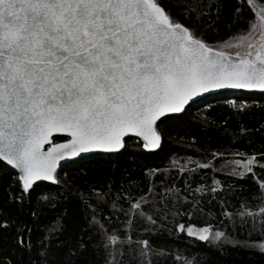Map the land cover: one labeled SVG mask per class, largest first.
<instances>
[{
  "label": "snow or ice",
  "instance_id": "obj_1",
  "mask_svg": "<svg viewBox=\"0 0 264 264\" xmlns=\"http://www.w3.org/2000/svg\"><path fill=\"white\" fill-rule=\"evenodd\" d=\"M228 7L226 16L225 0H0V179L14 176L9 203L35 220L55 213L35 234L0 236V264H200L155 243L165 234L264 254V151L197 148L199 158L171 161L172 179L164 169L157 184L162 170L145 168L141 183L115 192L111 180L57 195L43 183L60 185L61 161L111 162L129 141L155 154L193 105L212 108L223 97L236 116L247 112L237 94L264 93V0ZM253 131L241 124L230 134L235 141ZM207 170L211 177L197 179ZM217 173L251 176L258 203L238 197L239 210L229 211L220 194L234 185ZM218 197L224 227L191 222ZM15 223L0 214V232ZM254 233L260 243L250 242Z\"/></svg>",
  "mask_w": 264,
  "mask_h": 264
},
{
  "label": "trees",
  "instance_id": "obj_2",
  "mask_svg": "<svg viewBox=\"0 0 264 264\" xmlns=\"http://www.w3.org/2000/svg\"><path fill=\"white\" fill-rule=\"evenodd\" d=\"M229 0H225L224 12L227 16L230 12L228 7ZM237 96H242L249 104L247 112L241 116H236L234 112L224 106L223 97L212 101L213 107L208 108L206 105H193L186 114V122L171 123L163 132V147L155 154L146 153L143 149L136 147L134 141H129V148L125 155L117 157L111 162L105 160H83L74 163L68 162L62 167L59 174L60 185H50L44 183L45 191H50L53 195L59 194L65 187H86L87 184L106 183L112 181L113 191L123 184L125 190L129 188V183L139 184L143 180V170L145 168H158L162 170L161 174L156 177V182L159 184L165 179L163 174L164 169H170L169 179L175 176V170L171 169V161L176 159L179 163H183V158L193 157L199 158L196 149L209 148H228L234 147L241 151L251 153L253 150L264 151L261 147L264 144V130H258L261 123H264V94L253 93H238ZM236 98V97H233ZM205 117L207 123H205ZM222 121L224 122L222 124ZM254 129L253 132L243 138L233 140L230 133L236 131L240 125ZM163 127V126H161ZM228 129L225 133L224 129ZM192 137H195L193 143ZM252 141L249 146L248 141ZM191 145V147L189 146ZM222 161L216 160L214 163L218 166ZM259 172V170H257ZM2 172V170H0ZM4 178L0 179V214L6 215L9 219H15L13 229L7 232H0V236L6 235L9 240L14 235H18L19 230H22L25 223H28L29 229L35 234L37 227L41 222L48 220L55 214L48 213L46 219L43 215L40 221L35 220L29 214L18 209V206L9 203V189L12 186L14 176L4 173ZM211 177L213 173L210 170L197 173L199 176ZM217 178L228 180L234 185L232 194L222 192L221 197H224L228 205L229 211H238L242 201L238 197H244L245 203L255 206L258 202L253 200V195L256 191V185L251 176L246 179L229 180L225 174L217 173ZM210 182V181H209ZM182 187L183 182L177 181ZM134 192H139V188H134ZM217 200L209 201L206 199L205 213L203 216L199 214L192 217L193 223H201L207 220L213 225H220L221 219H226L221 215V206ZM61 208L57 211H61ZM74 211L73 207H69L70 214ZM209 211L211 215H209ZM187 221L188 217H184ZM248 237L247 230L243 234L237 231V238L244 240ZM250 242H261V237L258 233L251 236ZM157 244H163L166 248H179L185 255L191 257L195 255L200 264H264V254L259 250H249L244 248H233L231 245H226L220 248L215 244H207L199 241L187 240L186 237H181L179 241H174L168 238L165 234L162 240L155 241ZM3 245H0L2 247ZM7 254V253H5ZM84 260L89 259L87 253L81 254ZM164 264H172L171 258L164 261Z\"/></svg>",
  "mask_w": 264,
  "mask_h": 264
},
{
  "label": "water",
  "instance_id": "obj_3",
  "mask_svg": "<svg viewBox=\"0 0 264 264\" xmlns=\"http://www.w3.org/2000/svg\"><path fill=\"white\" fill-rule=\"evenodd\" d=\"M253 94H264V93H260V92H252ZM145 151V150H144ZM147 153V152H146ZM73 160H77V158H70V159H67L65 161H61L59 164H58V173H62L61 170H62V167L67 164L68 162H71ZM43 183H48L50 184V182H43ZM28 223L26 222L25 225L23 226L22 230L27 232L29 230V227H28Z\"/></svg>",
  "mask_w": 264,
  "mask_h": 264
},
{
  "label": "rangeland",
  "instance_id": "obj_4",
  "mask_svg": "<svg viewBox=\"0 0 264 264\" xmlns=\"http://www.w3.org/2000/svg\"><path fill=\"white\" fill-rule=\"evenodd\" d=\"M222 163V162H221ZM221 163L218 165V167L221 165ZM221 174H224V173H221Z\"/></svg>",
  "mask_w": 264,
  "mask_h": 264
}]
</instances>
